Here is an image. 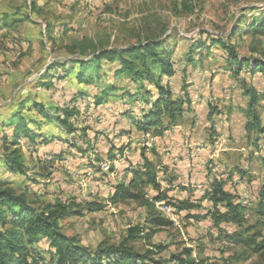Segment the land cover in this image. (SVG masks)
<instances>
[{
    "label": "rangeland",
    "instance_id": "1",
    "mask_svg": "<svg viewBox=\"0 0 264 264\" xmlns=\"http://www.w3.org/2000/svg\"><path fill=\"white\" fill-rule=\"evenodd\" d=\"M261 20L264 0H0V123L22 110L41 123L43 133L59 141L43 149V157L24 145L21 160L27 175L7 173L0 166V178L38 211L58 212L61 232L92 252L125 244L139 255L147 254L148 262L178 264L174 256L191 250V258L204 264H264V249L232 239L235 231L244 239L255 234L257 243L262 241L258 234L264 235V206L255 203V194L264 185V134L250 129L246 93L252 89L258 95V116L264 126V76L252 74L246 66L236 73L235 59L228 60L219 44L234 48L241 61L264 63V37L249 31ZM146 40L161 42L162 50L172 54L175 75L165 79L164 86L173 99L184 101L182 119L175 124L165 119L162 133L139 131L131 120L117 117L150 110L143 98L146 93L141 96L129 76H114L117 64L109 72L103 62L108 77L96 85L79 87L70 79L49 78L54 88L48 91L43 86L48 82L46 72L57 62L78 56L91 59L97 50H123ZM198 44H207L200 57L195 51ZM109 83L120 91L106 95L101 108L89 105L100 94L99 88ZM144 86L156 92L150 83ZM76 89L88 94L78 103L83 120L75 126L89 129V147L79 137L82 132L67 134L32 109L33 102L53 109L73 106ZM127 92L134 95L131 103ZM187 151L201 167L192 186L182 174L188 170L175 167ZM61 153L62 160L53 159ZM4 155L0 147V158ZM103 162L109 171L102 169ZM146 162L155 166L174 202L186 201L194 207L113 202L117 184ZM207 173L209 180L224 174L226 189L238 195L245 208L241 224L219 230L207 220L195 219L212 209L200 197ZM145 190L154 193L149 185ZM165 206L170 213L162 211ZM152 216L172 225L147 239ZM136 228L141 229L137 238L129 239Z\"/></svg>",
    "mask_w": 264,
    "mask_h": 264
},
{
    "label": "trees",
    "instance_id": "2",
    "mask_svg": "<svg viewBox=\"0 0 264 264\" xmlns=\"http://www.w3.org/2000/svg\"><path fill=\"white\" fill-rule=\"evenodd\" d=\"M250 33L260 34L264 37V20L255 22L250 26ZM227 52L228 60L235 59V72H239L242 67H248L252 74L260 73L264 76V63L250 60L241 61L236 58L234 48L219 42ZM207 48V44H198L195 46L197 57ZM194 51V50H193ZM191 59V58H189ZM103 62L109 66V72L112 71L111 65L117 64L114 70V76H129L134 82L140 95L146 93L143 98L150 104V110L134 112H122L117 117L126 118L135 123L137 129L142 132L162 133L166 129L165 119L169 123L175 124L178 119L183 117L184 101L182 99H173L171 90L164 86L165 79L172 78L175 70L172 63V54L162 50L161 42L146 40L137 45H132L126 49H105L97 50L92 54L91 59H84L78 56L76 59L66 60L53 64L45 74V80L48 81L43 86L51 91L54 88V82L49 78L58 80H72L79 87L83 85H96L100 79L108 77V73L103 67ZM48 79V80H47ZM150 83L155 93L146 90L144 83ZM100 94L94 97L93 105L95 109L104 105V97L111 93L119 92L120 88L109 83L99 88ZM249 93L250 129H256L260 134H264V126L258 116L259 98L252 89H247ZM130 101H134V95L131 92L126 94ZM88 96L87 92L76 89L72 91L73 106L61 108H50L42 102H33L32 109L46 121L56 127L64 129L67 134H75L78 130L75 125L83 120L80 100ZM151 96L156 97L155 101H150ZM131 103V102H130ZM23 108V106H22ZM113 113L115 111H112ZM115 118V119H118ZM82 123V122H81ZM41 123L35 119L28 118L22 113V110L13 112L5 121L0 123V147L4 151V156L0 158V166L7 173L26 176L28 171L21 160L23 146H28V151L41 155V151L59 142L56 136H47L41 130ZM36 128V129H34ZM88 128L81 129L79 136L88 147ZM76 148V144H68ZM82 152H84L82 150ZM57 155V154H53ZM45 156V155H44ZM62 160L63 153L58 154ZM109 158L114 160L113 154ZM53 156H51L52 158ZM210 169V168H209ZM208 169V170H209ZM114 171V168H111ZM219 170H216L218 172ZM211 171H209L210 173ZM208 174V173H207ZM131 178L122 181L115 187V192L111 198L113 202L118 201H138L145 207H152L156 203L166 202L169 205H176L179 209H191L193 204L190 202L176 203L168 196L169 190L162 186L155 171V166L149 162L139 165L131 172ZM207 177V187L200 196L202 200L207 201L212 209L207 210L205 216H195L198 221L207 220L219 230L225 225H239L242 223L243 212L245 208L238 201V195L233 194L226 189L224 184V174L218 175L209 180ZM220 176V177H219ZM228 179V176H226ZM152 187L154 193L146 192L145 186ZM255 203L264 206V185L257 190L255 194ZM150 197V198H149ZM93 208V206H91ZM89 208V209H91ZM64 211V208L60 210ZM80 215V213H78ZM264 217V215H263ZM58 212L38 211L24 195H17L10 188L4 178H0V264H164L149 260V256L139 255L125 244L117 248H99L95 252L79 244L75 238H69L61 232L58 223ZM151 230L144 237L149 239L153 237L158 229L172 225L170 220L160 216H152ZM141 229H133L129 232V239H136ZM255 234L244 239L241 232H234L232 239L237 242L244 241L249 246H255L258 251L264 249V235L258 234L262 240L256 242ZM229 239L231 236H228ZM192 251L186 250L184 255L174 256L173 260L178 264H204L196 262L191 258Z\"/></svg>",
    "mask_w": 264,
    "mask_h": 264
},
{
    "label": "crops",
    "instance_id": "3",
    "mask_svg": "<svg viewBox=\"0 0 264 264\" xmlns=\"http://www.w3.org/2000/svg\"><path fill=\"white\" fill-rule=\"evenodd\" d=\"M175 139V138H174ZM173 147H177V145H174V143L172 144ZM180 153V151H178ZM187 154V155H186ZM191 152L187 151L185 152V155H183V158L177 162V165L175 167H181L184 169H187L188 172H186L185 174L182 173L183 175H186L185 181L187 182V185L192 186V182L195 179L197 173L201 170L200 164L196 159H192L191 158ZM185 170V171H187ZM126 178H124L123 181H125ZM207 187V183L204 185V189Z\"/></svg>",
    "mask_w": 264,
    "mask_h": 264
},
{
    "label": "built area",
    "instance_id": "4",
    "mask_svg": "<svg viewBox=\"0 0 264 264\" xmlns=\"http://www.w3.org/2000/svg\"><path fill=\"white\" fill-rule=\"evenodd\" d=\"M101 167H102V169L105 171V170H110V166L106 163V162H103L102 164H101ZM160 204V206H163V205H166L165 204V202H162V203H159ZM162 211L164 212V213H170L171 212V208L170 207H168V206H165L164 208H162Z\"/></svg>",
    "mask_w": 264,
    "mask_h": 264
}]
</instances>
